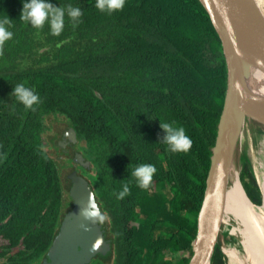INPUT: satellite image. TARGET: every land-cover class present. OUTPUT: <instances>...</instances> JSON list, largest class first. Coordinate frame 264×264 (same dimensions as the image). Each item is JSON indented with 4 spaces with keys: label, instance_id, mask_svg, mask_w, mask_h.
<instances>
[{
    "label": "trees",
    "instance_id": "1",
    "mask_svg": "<svg viewBox=\"0 0 264 264\" xmlns=\"http://www.w3.org/2000/svg\"><path fill=\"white\" fill-rule=\"evenodd\" d=\"M51 2L65 9L58 35L47 21L36 28L20 19L22 0H0V19L9 18L13 33L0 44V238L7 241L0 264H40L73 206V153L59 167L41 141L49 113L63 115L94 154L82 152L93 174L76 170L96 193L112 249L88 264H187L227 86L208 11L200 0H125L111 12L96 0ZM69 6L81 10L76 21ZM20 83L39 96L31 109L12 95ZM161 122L184 128L186 152L168 148ZM141 164L156 168L147 188L132 175ZM241 180L236 204L246 249L264 264V195L250 166ZM124 184L129 191L119 198ZM168 251L188 253L160 262ZM212 264H226L219 247Z\"/></svg>",
    "mask_w": 264,
    "mask_h": 264
},
{
    "label": "water",
    "instance_id": "2",
    "mask_svg": "<svg viewBox=\"0 0 264 264\" xmlns=\"http://www.w3.org/2000/svg\"><path fill=\"white\" fill-rule=\"evenodd\" d=\"M200 1L222 42L227 86L215 143L211 149L197 232L191 242L193 253L187 264H212L223 226L229 182L236 173L241 180L242 167L239 171L235 158L245 124L255 121L264 125V98L254 96L250 82L252 68L264 71V15L260 7L255 0ZM66 40L68 38L56 45H46L40 51L59 47ZM96 93L101 96L99 91ZM77 140L75 129L69 126L58 143L65 147L67 141L75 143ZM78 164L89 168L92 162L82 152H75V169L69 173L73 206L59 225L53 243L40 264H88L93 257L107 256L112 249V238L104 235L103 226L106 223L102 207L90 181L76 170Z\"/></svg>",
    "mask_w": 264,
    "mask_h": 264
},
{
    "label": "clouds",
    "instance_id": "3",
    "mask_svg": "<svg viewBox=\"0 0 264 264\" xmlns=\"http://www.w3.org/2000/svg\"><path fill=\"white\" fill-rule=\"evenodd\" d=\"M125 0H96V7L101 11L111 12L121 9ZM67 15L76 21L81 16V10L76 7L69 6ZM65 9L53 4L51 0H22V9L20 19L27 21L33 27L40 28L47 21L50 31L54 35H58L64 27ZM9 18L0 19V44L10 39L13 35L9 30ZM12 95L16 101L24 105L26 109L33 108L34 104L40 102L39 96L33 89L26 87L23 83L15 84L12 89ZM160 127L164 129L165 136L163 142L173 152L187 151L191 146V140L186 135L182 126H177L175 122H161ZM156 168L152 164H141L132 171V175L136 178L137 184L141 188H147L152 180L153 173ZM129 191L128 185H123V190L118 193L119 198H123Z\"/></svg>",
    "mask_w": 264,
    "mask_h": 264
},
{
    "label": "rangeland",
    "instance_id": "4",
    "mask_svg": "<svg viewBox=\"0 0 264 264\" xmlns=\"http://www.w3.org/2000/svg\"><path fill=\"white\" fill-rule=\"evenodd\" d=\"M264 1V0H263ZM264 8V6H263ZM66 121L65 117L63 115L57 114V113H49L45 114L42 118V128H41V141L43 144V147L49 151V153L52 155V157L55 159L57 165H65L67 162H71V158H65L63 156L59 155L60 149L58 148V141L60 138L57 125L63 129L62 133H64V130H66L64 124ZM263 128L264 125H261L255 121H247L242 133V138L238 146V150L236 152V158H235V164L238 170L240 171L241 167L242 170H244L245 166H250L257 176V182L261 188L260 178L264 174V170H260L257 168V164L255 163L256 159H259V153H262V151L258 152V149L264 148V133L260 131L259 129ZM257 134V135H256ZM262 136V137H261ZM253 143V144H252ZM77 147L83 152L86 156H88L91 160L94 159V154L92 150L89 148L87 142L85 140H77L76 141ZM66 156V155H65ZM258 157V158H257ZM245 164V165H244ZM94 168V166H93ZM85 168L83 171L88 172V175L93 174L95 171ZM260 173V174H259ZM262 192V189H261ZM66 200H68V195H66ZM70 210H68L65 214L63 219L68 215ZM230 225L238 226L239 223L235 218L230 219ZM264 233V231H263ZM234 236L238 241L236 243L233 242L231 237ZM240 233H233L232 229L226 225V223L222 226V230L219 235L218 239V247L222 250L224 249L223 246L225 245H234L239 248V254L244 260V264H257V260H255L253 257H251L248 252H245L243 249L242 244L240 243ZM193 240V239H192ZM192 242V241H191ZM7 243L4 239L0 238V250H2V246H4ZM18 248H15L13 251H16ZM185 253L188 252H166L161 258L160 262H165L166 260H172V263L178 260L181 256H183ZM223 255L226 264H230L228 261L227 256L224 253ZM5 259H1L0 263H3ZM33 264H39V263H33Z\"/></svg>",
    "mask_w": 264,
    "mask_h": 264
},
{
    "label": "bare ground",
    "instance_id": "5",
    "mask_svg": "<svg viewBox=\"0 0 264 264\" xmlns=\"http://www.w3.org/2000/svg\"><path fill=\"white\" fill-rule=\"evenodd\" d=\"M255 1L260 7L264 15V8H263L264 1L263 0H255ZM250 82L253 87L254 96L258 98H264V71L260 68H252L251 75H250ZM259 130L264 133L263 128H260ZM263 143H264V140H263ZM259 151H262V153H259ZM257 153H259V159H256L255 161V163L258 166L257 168H259L260 170H264V148L258 149ZM260 183H261L262 192L264 195V174L260 178ZM239 184H240V177L238 173H236L231 178L229 185H228L227 194H226V205L224 209V218H223L222 224L224 225L226 223V225L230 227V229H232L233 233L235 234L240 233V237H241L240 243L242 244L245 252H247L246 244H245V240H244L243 232H242V226H241V222H240L239 215H238L237 204H236L237 190H238ZM232 217L238 221L239 223L238 226L232 227L230 225V219ZM231 239L233 240L234 243L238 241L234 236H232ZM223 248H224L223 249L224 253L227 256L230 264H244V260L240 256L239 248L237 246L235 247L234 245L230 246V245L224 244Z\"/></svg>",
    "mask_w": 264,
    "mask_h": 264
},
{
    "label": "flooded vegetation",
    "instance_id": "6",
    "mask_svg": "<svg viewBox=\"0 0 264 264\" xmlns=\"http://www.w3.org/2000/svg\"><path fill=\"white\" fill-rule=\"evenodd\" d=\"M67 128V127H66ZM65 131V130H64ZM64 133H62L61 135H60V138H59V140L62 138V135H63ZM67 140V139H66ZM75 147H76V142L75 143H70V142H66L65 143V147H63V150H61L62 152H63V156H65V157H67V158H69V156L71 157V152L73 153V156L71 157V159H72V163H73V157H74V153H75V151H76V149H75ZM82 166V165H81ZM80 166V164H78L77 165V168L78 167H81ZM103 219H104V216H103ZM105 224V223H104ZM104 228V235H105V237L106 238H112L110 235H109V226L107 225V224H105L104 226H103ZM93 258H95V257H93ZM93 258L91 259V260H93Z\"/></svg>",
    "mask_w": 264,
    "mask_h": 264
}]
</instances>
